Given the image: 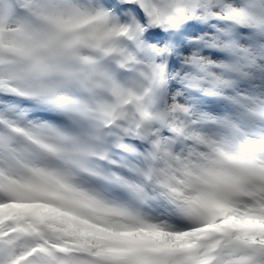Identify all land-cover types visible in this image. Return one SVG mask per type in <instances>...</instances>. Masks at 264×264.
Listing matches in <instances>:
<instances>
[{"label": "snow or ice", "instance_id": "1", "mask_svg": "<svg viewBox=\"0 0 264 264\" xmlns=\"http://www.w3.org/2000/svg\"><path fill=\"white\" fill-rule=\"evenodd\" d=\"M0 264H264V0H0Z\"/></svg>", "mask_w": 264, "mask_h": 264}]
</instances>
